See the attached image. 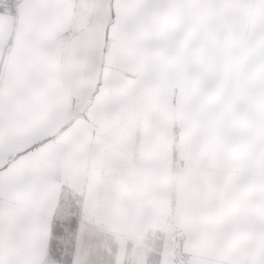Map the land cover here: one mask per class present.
<instances>
[{
	"label": "snow or ice",
	"instance_id": "obj_1",
	"mask_svg": "<svg viewBox=\"0 0 264 264\" xmlns=\"http://www.w3.org/2000/svg\"><path fill=\"white\" fill-rule=\"evenodd\" d=\"M264 264V0H0V264Z\"/></svg>",
	"mask_w": 264,
	"mask_h": 264
},
{
	"label": "crops",
	"instance_id": "obj_2",
	"mask_svg": "<svg viewBox=\"0 0 264 264\" xmlns=\"http://www.w3.org/2000/svg\"><path fill=\"white\" fill-rule=\"evenodd\" d=\"M98 264H103V261L98 262ZM113 264H115V258H113Z\"/></svg>",
	"mask_w": 264,
	"mask_h": 264
}]
</instances>
